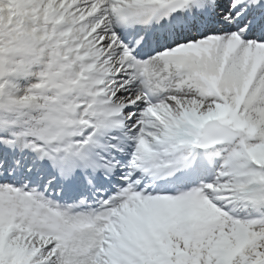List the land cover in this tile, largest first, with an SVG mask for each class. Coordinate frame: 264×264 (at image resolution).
<instances>
[{"label":"snow or ice","instance_id":"snow-or-ice-1","mask_svg":"<svg viewBox=\"0 0 264 264\" xmlns=\"http://www.w3.org/2000/svg\"><path fill=\"white\" fill-rule=\"evenodd\" d=\"M0 264H264V0H0Z\"/></svg>","mask_w":264,"mask_h":264}]
</instances>
